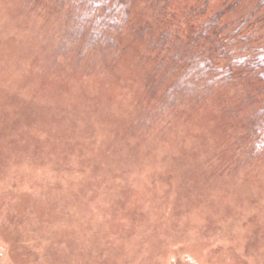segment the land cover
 <instances>
[{"label": "rangeland", "instance_id": "rangeland-1", "mask_svg": "<svg viewBox=\"0 0 264 264\" xmlns=\"http://www.w3.org/2000/svg\"><path fill=\"white\" fill-rule=\"evenodd\" d=\"M259 1L92 0L101 57L71 31L84 0H0V264H264L249 110L231 84L172 103L163 66Z\"/></svg>", "mask_w": 264, "mask_h": 264}, {"label": "trees", "instance_id": "trees-1", "mask_svg": "<svg viewBox=\"0 0 264 264\" xmlns=\"http://www.w3.org/2000/svg\"><path fill=\"white\" fill-rule=\"evenodd\" d=\"M84 1L85 12L73 19L71 31L79 37L83 34L91 44L96 43L98 54L103 57L105 53L106 56L111 44L110 33L116 25L115 20H111L115 18L107 19L104 25L106 16H98L92 0ZM109 1L126 14L136 5L146 2ZM157 1L160 8L157 10L162 14L165 6L160 5L166 0ZM221 13L211 22L204 23L185 49L180 47L177 37L175 44L165 51L163 66L175 78L169 85L170 97L167 98H172V103H175L177 98L197 99L212 89L225 85L230 87V84L236 86L237 95L241 98L240 107L249 110L244 125L264 142V0H260L249 15L223 26L219 25ZM72 35L68 34L67 40H79Z\"/></svg>", "mask_w": 264, "mask_h": 264}]
</instances>
